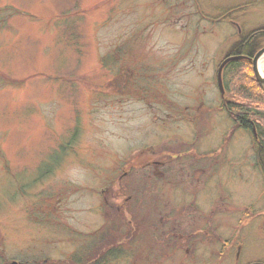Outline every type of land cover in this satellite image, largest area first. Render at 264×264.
I'll return each mask as SVG.
<instances>
[{
	"label": "rangeland",
	"instance_id": "374dc122",
	"mask_svg": "<svg viewBox=\"0 0 264 264\" xmlns=\"http://www.w3.org/2000/svg\"><path fill=\"white\" fill-rule=\"evenodd\" d=\"M261 26L264 0H0V264L264 263V175L216 81ZM149 149L192 155L151 178Z\"/></svg>",
	"mask_w": 264,
	"mask_h": 264
},
{
	"label": "trees",
	"instance_id": "16d2710c",
	"mask_svg": "<svg viewBox=\"0 0 264 264\" xmlns=\"http://www.w3.org/2000/svg\"><path fill=\"white\" fill-rule=\"evenodd\" d=\"M262 44L264 26L242 35L227 55L251 57ZM251 64L250 60L240 59L229 61L223 67L220 77L224 97L219 108L227 113L235 127L250 133L255 149L253 159L264 175V86L257 82ZM110 253L109 249L105 250L101 259H109ZM93 254L94 252L89 256L90 260ZM90 262L89 264H94L93 261Z\"/></svg>",
	"mask_w": 264,
	"mask_h": 264
},
{
	"label": "flooded vegetation",
	"instance_id": "af4514ba",
	"mask_svg": "<svg viewBox=\"0 0 264 264\" xmlns=\"http://www.w3.org/2000/svg\"><path fill=\"white\" fill-rule=\"evenodd\" d=\"M163 152V153H162ZM143 153H147L146 155H144ZM141 156H143V157H145V156H147V155H152V157H149L148 156V158H146L145 160H144V166H143V168H144V170L145 169H147L146 170V173L148 174V176L149 177H151L152 178V174L154 173V171H156L155 170V167H159L160 165H162L163 166V164H165L166 162H170L171 160H176V161H178V162H180L179 161V158H180V155L182 156V155H185V154H187L188 156L189 155H192L191 153H188L187 151H183V152H177L176 154H167L166 153V151H161V152H159L158 153V151L156 152V151H152V150H144V151H142L141 153H139ZM167 155V156H166ZM164 156H166L165 158L167 159H162V157H164ZM161 158V159H160ZM188 158V157H187ZM132 161V160H131ZM168 164V163H167ZM175 164V163H174ZM170 165V164H169ZM171 168H172V170H173V174L171 175V176H174V175H176V173H174V167L171 165ZM154 182H156V180H154ZM149 183H151V184H153V182H152V180H149ZM142 188L144 189V188H146V185H145V181H143L142 180Z\"/></svg>",
	"mask_w": 264,
	"mask_h": 264
},
{
	"label": "water",
	"instance_id": "95a60500",
	"mask_svg": "<svg viewBox=\"0 0 264 264\" xmlns=\"http://www.w3.org/2000/svg\"><path fill=\"white\" fill-rule=\"evenodd\" d=\"M264 53V47L260 48L259 50L256 51V53L252 56V57H248V56H245V55H230L227 57H225L221 62L220 64L218 65V68H217V73H216V81H217V86L219 88V92L221 94V96L223 97L224 95V89H223V85H222V79H221V73H222V69L223 67L225 66V64H228L229 61H232V60H240V59H247V60H250L251 61V65L253 67V71H254V74L255 75V78L257 80V82L264 86V76H261L259 75V71H258V67H257V60L258 58L263 55ZM3 264H22L21 262H17V261H10V262H5ZM251 264H264V263H251Z\"/></svg>",
	"mask_w": 264,
	"mask_h": 264
},
{
	"label": "bare ground",
	"instance_id": "6f19581e",
	"mask_svg": "<svg viewBox=\"0 0 264 264\" xmlns=\"http://www.w3.org/2000/svg\"><path fill=\"white\" fill-rule=\"evenodd\" d=\"M264 53L263 55H261L258 60H257V67H258V71H259V75L264 76Z\"/></svg>",
	"mask_w": 264,
	"mask_h": 264
}]
</instances>
